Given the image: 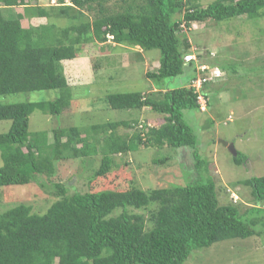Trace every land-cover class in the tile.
Instances as JSON below:
<instances>
[{"label": "trees", "instance_id": "obj_1", "mask_svg": "<svg viewBox=\"0 0 264 264\" xmlns=\"http://www.w3.org/2000/svg\"><path fill=\"white\" fill-rule=\"evenodd\" d=\"M40 1L45 0H0V97L58 92L55 99L40 103H0V121L11 122L8 132L0 134V186L36 182L56 200L44 214L33 212L27 205L0 213V264H184L195 250L226 240L262 236L264 232L255 230L257 225H264V217H253L259 210L257 205L242 211L236 203L220 204L209 163L199 155L198 137L184 112L206 114L211 109L206 89L218 78L209 63L186 60L193 51L185 28L238 17L264 18V0H215L206 7L199 0H116L118 11L108 9L110 0H69L70 4L57 0L59 5L50 7L37 5ZM85 10H97L93 21L57 26V20L75 19ZM41 19L46 23L35 24ZM24 21L30 25L25 27ZM110 40L142 51L159 50V66L146 77L160 85L191 68L188 87L167 90L159 86L164 92L106 96L112 110L150 108L162 115L163 121L146 131L137 125L130 136L118 133L120 126H131L126 121L86 129L56 127L51 131L52 140L46 131L30 133V115L35 107L42 105L52 116L73 112L72 85L64 64L78 58L88 43L107 45ZM198 79L205 81L196 93L192 84ZM200 95L208 111L201 109ZM139 146L173 151L189 148L195 169L207 171L208 178L150 191L136 185L125 191L90 189V184L109 176L118 166V156ZM97 155L100 164L88 179L86 192L70 193L66 183L55 181L60 165ZM172 157L154 163L166 164ZM246 160L242 153L233 155L236 165ZM242 184L251 188L256 204L264 202V176ZM152 205L156 209L147 218L131 211L148 210ZM116 211L120 213L115 215Z\"/></svg>", "mask_w": 264, "mask_h": 264}, {"label": "rangeland", "instance_id": "obj_2", "mask_svg": "<svg viewBox=\"0 0 264 264\" xmlns=\"http://www.w3.org/2000/svg\"><path fill=\"white\" fill-rule=\"evenodd\" d=\"M214 1L199 0V3L206 7ZM37 5L50 7L54 4L45 0ZM107 7L110 11H118L120 5L116 0H110ZM96 13L97 10H85L75 19L57 20L56 24L62 28L93 21ZM43 23H46L45 19L35 22L37 25ZM28 25L29 22L24 21V26ZM185 35L191 43L193 59L209 63L212 72L220 73V77L206 89L211 109L208 111L207 108L206 114L197 110L184 112L186 122L198 137L199 155L209 163V173L215 180L220 204L236 203L242 211L257 205L259 210H255L253 217H264V202L256 204L251 188L242 184V181L264 176V18L238 17L219 23H195L191 28H185ZM110 41L108 46L95 41L88 43L81 48L78 58L64 64L72 85L73 102L70 107L73 112L52 116L43 111L42 105L35 107L30 115V133L46 131L52 140L51 131L56 127L86 129L95 124L126 121L131 126H120L118 133L130 136L137 125L147 130L149 125L163 121L164 117L150 108L141 111L112 110L107 105L106 96L128 92L147 95L164 92L161 86L167 90L188 87L191 68L186 67L182 76L164 80L160 85L146 77L147 72L156 71L159 66V50L142 51L139 47L118 46ZM57 96L58 92L53 90L20 93L0 97V103L34 104L53 100ZM209 118L214 121L213 125L208 124ZM10 126V121H0V134L8 132ZM98 138L102 140L103 135ZM220 141L233 144L238 153L245 155L247 160L244 164L236 165L231 151ZM168 156H173L168 163H154ZM193 157V150L189 148L173 151L168 147L139 146L127 155L118 156V166L109 176L97 179L92 186L90 184V189L99 191L106 187L125 191L136 185L150 191L172 184L186 185L196 179L206 180L207 171L196 170ZM100 158L97 155L85 161L78 159L60 165L55 181L66 183L70 193L86 192L88 179L98 168ZM55 200L36 182L23 186H0V213L27 205L33 212L44 214ZM155 209L156 205H152L148 210L131 211L142 213L147 218L149 212ZM119 213L116 211L115 215ZM255 230L264 232V225H257ZM184 264H264V233L260 237L231 239L195 250Z\"/></svg>", "mask_w": 264, "mask_h": 264}, {"label": "built area", "instance_id": "obj_3", "mask_svg": "<svg viewBox=\"0 0 264 264\" xmlns=\"http://www.w3.org/2000/svg\"><path fill=\"white\" fill-rule=\"evenodd\" d=\"M51 2H52V4H54V5H59V3L57 2V0H51ZM65 3L66 4H70L69 3V0H65ZM111 39H112V37H110ZM191 59H193V56H189V57H186V60L187 61H189V60H191ZM202 70H205L206 69V67L205 66H203L202 68H201ZM214 76H217V77H219L220 76V73H214ZM204 79L202 80V79H198L197 81H195L193 84H192V86L196 89V93H199L200 92V90H201V88H202V86H203V84H204ZM199 100H200V105H201V109L204 111V110H206V106H207V102H206V100L203 98V96H201L200 95V98H199ZM150 127H151V125H149Z\"/></svg>", "mask_w": 264, "mask_h": 264}, {"label": "water", "instance_id": "obj_4", "mask_svg": "<svg viewBox=\"0 0 264 264\" xmlns=\"http://www.w3.org/2000/svg\"><path fill=\"white\" fill-rule=\"evenodd\" d=\"M220 142H221L225 147H227V148L231 151V153H232L234 156L237 155V151L235 150L233 144H228V143L223 142V141H220Z\"/></svg>", "mask_w": 264, "mask_h": 264}]
</instances>
